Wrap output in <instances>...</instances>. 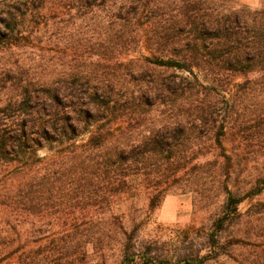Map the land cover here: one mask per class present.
<instances>
[{
	"label": "trees",
	"instance_id": "trees-1",
	"mask_svg": "<svg viewBox=\"0 0 264 264\" xmlns=\"http://www.w3.org/2000/svg\"><path fill=\"white\" fill-rule=\"evenodd\" d=\"M6 16L0 211L9 228L0 232V264L71 261L72 240L101 241L90 229L128 235L117 201L145 195L154 210L170 194L205 201L215 186L224 200L213 249L254 240V262L264 264V201L239 211L264 193V9L232 0H15ZM65 16L86 23L74 25L69 57L59 45ZM48 32L54 55L24 64L15 48ZM251 161L262 163L259 180L244 184ZM236 221L237 234L223 237ZM36 224L39 233L63 230L51 249L44 237L35 249L21 242L20 228ZM134 260L126 248L123 264Z\"/></svg>",
	"mask_w": 264,
	"mask_h": 264
},
{
	"label": "rangeland",
	"instance_id": "rangeland-1",
	"mask_svg": "<svg viewBox=\"0 0 264 264\" xmlns=\"http://www.w3.org/2000/svg\"><path fill=\"white\" fill-rule=\"evenodd\" d=\"M14 1L0 0L1 30L5 28L3 20L7 21L6 12L8 7L12 6ZM232 6L237 8L246 7L252 11L262 10L264 9V0H232ZM75 24L76 27H81L86 23L82 19H71L70 16H65L63 19L62 26L64 31L67 32H65L59 44L62 56L66 55V57H69L73 53L71 36L74 33L77 34L76 31L80 32V30L75 29ZM33 27L35 25L27 20L22 29L28 33L32 31ZM89 27L86 28V31ZM49 35L50 32L37 36L34 34L33 36L36 38L29 37L22 42V47L19 49L15 48L14 51L19 55L24 64L34 65L39 61V56L43 54L47 56L54 55L50 51L51 46L46 42ZM243 81V77L237 78V83ZM256 140L257 137H254L250 141V144L258 148ZM227 147L232 148V144L228 143ZM40 154L43 156L46 153L42 151ZM261 166V162L256 164L251 161L248 170L244 172L240 181L246 184L259 180L252 178H257ZM217 188L215 186L213 187V192L209 191L205 201H200L198 197L191 193L170 194L154 210L150 209L145 195L135 199L119 200L115 207V213H125L123 219L128 230V235L109 237L110 234L106 231L90 229L88 234L100 235L101 241L97 242L94 239L89 240V243L86 245L83 242L79 245V243L77 244L78 239L72 240L70 243L73 246L71 250L76 251L74 259L71 261L63 260L59 264H123L126 248L135 254V260L131 264H151L146 262V257H153L156 264H186V258L192 255L199 254L200 256L209 255L214 257L217 255L216 253H221L222 255L208 260L205 264H256L254 259L258 248L252 245L257 244L254 240L248 242L249 240L247 239L244 245L230 244L227 247L223 245L213 249V246L216 244L212 245L211 236L216 234L217 228L215 221L222 215L220 207L224 200L223 193ZM260 201H264V193L252 199L245 200L239 206V211L246 213L251 206ZM4 218L5 216L0 211V232L9 228V224H6ZM237 223L236 221L223 237H226L231 231L234 232L233 234H237L239 225ZM20 230L22 234L21 242L27 241L30 247L35 249L37 247V243L35 242L36 238L44 237L45 239H43L42 244L48 250L52 247L50 242L54 237V233L59 232V235L63 233V230L58 227L46 228L43 233H39L38 224H36V227L30 226L27 229L20 228ZM79 230L80 234L85 233L83 232L85 229ZM76 233L78 232L73 227H70L67 231L69 235H75ZM128 236L131 237V240L128 239ZM228 239L223 238L220 241V245L228 242ZM82 249L85 251L84 255L80 252Z\"/></svg>",
	"mask_w": 264,
	"mask_h": 264
}]
</instances>
